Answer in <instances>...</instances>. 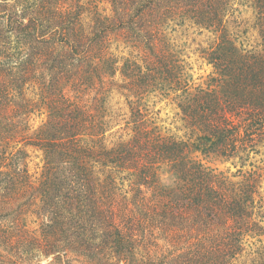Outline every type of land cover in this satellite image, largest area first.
Wrapping results in <instances>:
<instances>
[{"label":"trees","instance_id":"16d2710c","mask_svg":"<svg viewBox=\"0 0 264 264\" xmlns=\"http://www.w3.org/2000/svg\"><path fill=\"white\" fill-rule=\"evenodd\" d=\"M188 23L209 36L204 86L169 35ZM263 150L264 0H0V264H264Z\"/></svg>","mask_w":264,"mask_h":264},{"label":"rangeland","instance_id":"374dc122","mask_svg":"<svg viewBox=\"0 0 264 264\" xmlns=\"http://www.w3.org/2000/svg\"><path fill=\"white\" fill-rule=\"evenodd\" d=\"M245 22L248 23L246 20ZM250 22L252 23V21ZM252 29L253 30L250 29L248 31V39L244 41V44L257 47L258 44H260L261 38L258 36V32H256L254 28ZM169 35L173 43L178 47L182 59L185 61L189 73L192 76L191 81L193 85L195 87L204 86L206 84L207 77L213 72L212 66L207 63L203 55L204 50H206L210 44L209 36L206 33L200 32L199 29L189 23L186 25L175 26L169 31ZM113 50H115V48H113ZM119 50L125 53L124 56H126L128 52L131 51L130 48L124 44L120 46ZM115 80L120 81V77L117 76ZM108 104L114 113L120 116L118 123L122 125L124 123L122 119L129 116V109L127 107L125 98L122 97L117 91L113 90L112 93L109 94ZM143 107L145 110H148L151 120L156 126L159 127L163 134L174 135L179 138L186 137V129L180 119V112L172 101L165 99L162 100L160 97L153 95L143 101ZM41 119L42 117L37 116L32 118L31 124L34 129L41 123ZM26 150L30 155V172L33 175H37L40 172L42 166L41 154L32 148H26ZM258 159L260 160V166L263 168L264 173V150L263 154ZM206 163L209 166L219 168L220 170H230L231 173H235L238 170V167L236 168L235 166H232L231 163L220 162L217 160L211 162L206 161ZM0 219V222H2L3 219L10 218L2 217ZM6 221L8 222V220ZM25 221L31 224L33 223V221L30 222L28 219H25ZM10 226L11 224L6 227L8 228ZM31 226L35 228L36 224ZM51 261L52 258L44 261L43 264H49Z\"/></svg>","mask_w":264,"mask_h":264}]
</instances>
